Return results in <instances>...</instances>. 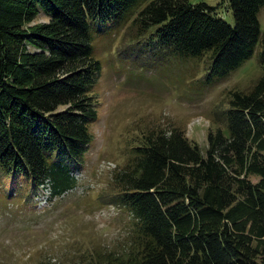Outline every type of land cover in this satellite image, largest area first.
<instances>
[{"label":"trees","instance_id":"trees-1","mask_svg":"<svg viewBox=\"0 0 264 264\" xmlns=\"http://www.w3.org/2000/svg\"><path fill=\"white\" fill-rule=\"evenodd\" d=\"M261 8L264 0H0V165L33 187L48 179L53 196L75 186L72 171L93 140L91 88L102 66L90 23L111 19L116 27L131 17L132 34L147 32L146 45L155 35L157 47L187 60L209 58L201 82L209 85L260 48V75L246 91L229 90L217 114L224 127L207 131L204 149L169 123L146 128L113 166L99 201L120 205L133 226L119 252L94 248L91 264H264ZM40 11L47 20L34 21Z\"/></svg>","mask_w":264,"mask_h":264},{"label":"rangeland","instance_id":"rangeland-1","mask_svg":"<svg viewBox=\"0 0 264 264\" xmlns=\"http://www.w3.org/2000/svg\"><path fill=\"white\" fill-rule=\"evenodd\" d=\"M189 1L217 4L219 0ZM220 13L227 21L233 20L223 5ZM258 16L264 30V8ZM47 18L40 11L34 21ZM111 21L90 23L93 56L102 66L91 88L97 98V117L89 124L93 140L83 167L73 171L76 179H90L96 187L83 193L74 191L51 205L53 199L42 196L46 190L37 185L32 189L28 176L0 165V264H91L94 248L119 252L133 222L120 205L99 201L110 171L127 160L130 147L139 142L146 128L180 125L186 136L204 149L207 131L224 127V118L217 114L218 107L228 105L229 90L246 91L261 73L260 48H256L228 76L211 85L201 83L209 58L187 60L157 47L155 35L150 43L155 47L146 45L147 32L132 34L131 17L116 27ZM147 31L151 36L153 27ZM123 52L125 56L119 58ZM54 156L55 150L50 151L48 158ZM100 158L108 160L99 173ZM105 225L116 234L114 238L100 237Z\"/></svg>","mask_w":264,"mask_h":264},{"label":"clouds","instance_id":"clouds-1","mask_svg":"<svg viewBox=\"0 0 264 264\" xmlns=\"http://www.w3.org/2000/svg\"><path fill=\"white\" fill-rule=\"evenodd\" d=\"M72 174H73V176H74L73 171H72ZM74 177L76 178V176H74ZM82 178H83V177H82ZM82 178H81V179H82ZM76 180H77V182H76L75 185H77V184H82V185H84V186H85L84 191L88 189V184H89L90 179L85 180V178H84L82 181H80V179L77 178ZM35 187H36V186H35ZM35 187H32V189H35ZM91 187L94 188V187H96V186L93 185V186H91ZM67 188H70V187H66L65 189H67ZM65 189H63L60 193H55L54 196L59 195L60 197L56 196V197L53 199L51 205L55 202V201H54L55 199H59V198L64 197V196H66V195H68V194H70V193H72V192L75 191V190H74V191H70V192H68V193L62 194L63 191H64ZM90 190H91V189H90ZM84 191H83V192H84ZM83 192H80V193H83ZM80 193H77V194H80ZM51 205H50V206H51ZM108 205H113V204L110 203V204H108ZM99 235H100V237H101L102 239H111V238H114L116 234L113 233V232H110V231L108 230V226L105 225V227L99 231Z\"/></svg>","mask_w":264,"mask_h":264},{"label":"bare ground","instance_id":"bare-ground-1","mask_svg":"<svg viewBox=\"0 0 264 264\" xmlns=\"http://www.w3.org/2000/svg\"><path fill=\"white\" fill-rule=\"evenodd\" d=\"M76 179V178H75ZM77 181V180H76ZM37 187H39L40 189H44L46 190L48 193H45L44 195L42 194V196H44L45 198H47L48 200H52L53 199V195L50 194L51 188L49 186V180L45 179L43 182L37 184ZM36 187V188H37ZM74 187V186H73Z\"/></svg>","mask_w":264,"mask_h":264},{"label":"built area","instance_id":"built-area-1","mask_svg":"<svg viewBox=\"0 0 264 264\" xmlns=\"http://www.w3.org/2000/svg\"><path fill=\"white\" fill-rule=\"evenodd\" d=\"M84 189H85V186L84 185H82V184H77V185H75L74 187H70V188H67V189H65L64 191H63V193L62 194H65V193H68V192H70V191H77V192H83L84 191ZM55 198V196H53V199Z\"/></svg>","mask_w":264,"mask_h":264}]
</instances>
